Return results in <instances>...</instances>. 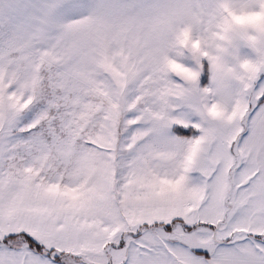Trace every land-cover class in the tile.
Returning <instances> with one entry per match:
<instances>
[{"label":"snow or ice","instance_id":"1","mask_svg":"<svg viewBox=\"0 0 264 264\" xmlns=\"http://www.w3.org/2000/svg\"><path fill=\"white\" fill-rule=\"evenodd\" d=\"M0 264H264V0H0Z\"/></svg>","mask_w":264,"mask_h":264}]
</instances>
